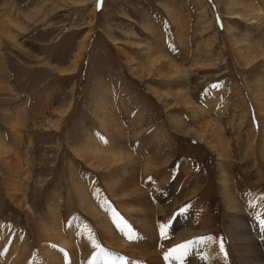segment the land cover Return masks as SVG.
Segmentation results:
<instances>
[{"label":"rangeland","instance_id":"rangeland-1","mask_svg":"<svg viewBox=\"0 0 264 264\" xmlns=\"http://www.w3.org/2000/svg\"><path fill=\"white\" fill-rule=\"evenodd\" d=\"M9 11L16 24H2L9 32L0 35V264H12L20 241L25 256L15 264H45L52 253L48 264H146L108 245L94 222L146 247L145 232L122 212L124 202L144 210L124 194L135 185L153 208L158 264L183 244L182 230L197 232L191 241L215 238L197 247L201 264H237L225 226L252 224L256 239L264 227V167L256 165L264 0H0L1 22ZM191 131L230 151L233 164L223 165L240 214H226L216 156ZM94 147L113 161L107 169L86 164L92 158L82 154ZM15 168L25 199L13 190ZM73 192L97 213L81 210ZM54 225L65 240H49L44 228ZM90 243L94 255L80 256Z\"/></svg>","mask_w":264,"mask_h":264},{"label":"bare ground","instance_id":"bare-ground-1","mask_svg":"<svg viewBox=\"0 0 264 264\" xmlns=\"http://www.w3.org/2000/svg\"><path fill=\"white\" fill-rule=\"evenodd\" d=\"M10 15H11V12L10 11H9V13H5L3 17L4 18L9 17V18L5 19L4 22H1L0 21V35H2V36H8L7 35V32H9V31L4 30V28L2 27V24H16L15 22L12 21V19L10 18ZM188 134L193 139L197 140L198 143H201L204 146H206L208 149H210V151L213 152L214 155L216 156V161H217V164H218L219 180H220L221 186H222V191H221L222 192V198H223V201H224L225 210L227 212L226 214L228 215V217H231V215L233 216V215L240 214L239 213V210H240L239 204L235 200V197H234L235 196L234 195L235 193H233L232 190H231V184H229V176H227L225 174V168H224L225 165H223L224 163H227V162L230 163V164L231 163L233 164V162L231 161L232 159L229 156V152L230 151L226 150L228 152L227 154L220 152L218 150V148L214 145V143H212V139H211V136L212 135H210L208 133L201 134L200 132L191 131ZM221 140H222L221 138H218L217 137L215 143L216 144H220L221 143ZM256 147H257V151H256V153H257L256 154V165L257 166L259 165V166H263L264 167V138L260 141V143L257 144ZM82 155H85V157H87V158H92L91 161H90V164H89V162L86 161V164L90 168L97 167V168H101V169L104 170V169H107L108 168V165L113 162L111 159L105 158V154L98 153V149L96 147L92 148L91 150L85 151ZM149 167H152V166L149 164L147 168H149ZM13 174H14V177H15V179L11 182V183L14 184L13 190L16 193H19L20 194L18 196V199H20V200L21 199H25V196L22 195L21 192L19 191L20 190V185H19L20 176H18V174H19L18 168L13 169ZM158 180H159V178H158ZM125 192H127V193L125 194ZM73 194L75 195V196L73 195L74 202H75V204H78L79 205L78 207L81 210H84L85 209V211L87 213L93 214V215L97 213V211L91 205L84 204L83 201H81V203L78 202L77 197L81 194V192H73ZM124 194H125V196H131V197H133V200H135L136 198L142 199V207H143L142 209H144V210H142L140 212H137L138 209H139L138 206H135L132 203L128 207L127 205H124L126 203V202H124V203H122V209H123L122 212H124L125 215L128 216V217L130 216L131 219H132V221H135L136 223H138L137 225L140 227V229L145 232L144 233V236H145V238H147V237L148 238L145 239L146 240L145 242H144V239L141 242L144 244V245L143 244L142 245L143 246H146V247H142L141 246L140 249H136L134 247L136 249L135 250L134 248H131L130 246H128L124 242L118 241V239H116L114 237L115 235H113L112 233H110V231H108V229H107L108 227H106V225L104 224V222H102V221H100L98 219H95L94 222L97 224L98 228L100 229V232L103 235L104 240H106L105 242L108 245L113 244L114 245V248H116V249H118V250H120L122 252L132 253L136 257L138 256L141 259L143 258V259H145L146 264H158L161 256L159 258L157 256V252H156V254L154 253V250H152V246H151L152 244L150 242V240L152 239L151 236L154 237V235H155L154 229L156 228V225L152 224L151 223V220H149V217L152 216L153 208L151 206H149V204L146 202V200H144L146 196H144L142 190H140V188L137 187L136 185H135V187H132L129 191H124ZM131 202H132V200H131ZM143 204H145V205H143ZM134 208H136V209H134ZM133 212H135V214H136L135 216H133V214H132ZM98 214H101V213L98 212ZM144 219H146V222L143 221ZM228 220H229V218H228ZM228 220H227V222H228ZM193 221H194V219H193ZM190 224H191V222H190ZM187 226H189V225H187ZM226 226H225V231L228 234L227 236L229 238L230 249L232 250V252H233V254H234V256H235V258L237 260V264H264V255H263V252H264V227H259L258 233L256 231V233H257V239H256L254 237L255 234L252 233V231H253V225L252 224H245L244 225L243 222L240 223L239 221L237 223H235L234 220L232 219V220L229 221L228 225H226ZM57 227L54 225L52 227L50 226L49 227L50 229L49 228H44L45 231L47 230V234L49 236V240L50 241L51 240H54V241H58L59 240V242H61V239L62 240H65L63 237L62 238H59V237H61V234L58 237V233L57 232H59V231H58V228ZM163 227H165V226H163ZM174 227H175V225H174ZM121 228L118 231H121ZM176 228L178 229V228H181V227L178 226ZM56 230H57V232H56ZM161 230H162V228H161ZM163 230L161 232H164ZM71 231L74 232L73 230H71ZM157 231L158 230H156V232ZM199 231H200V229H199ZM126 232H127V230H126ZM184 232H185V230H182L179 233H177V237H178L177 238V242H180V243L185 244L188 241H191L192 239H195L197 232H195L193 230H192V232L185 233V234H184ZM145 234L147 235V237H146ZM160 234L157 233V236H159V237L162 238L164 235H160ZM125 236H126V233H125ZM144 236H142V237H144ZM142 237H140V238L142 239ZM90 241H92V240H90ZM22 243H25V245H26V242H24V241L21 242L20 241L19 244L16 243L13 246H11V247H13V250H10V254H9V258L12 259L10 263L15 264V263L19 262L25 256V255H23V251L22 250H24L26 248H24L25 246H23ZM42 246L44 248V245H42ZM66 246H67V244H64V247H66ZM95 246H96V244L90 243V248L87 249V248H85V246L82 247V249H84V250L80 251V253H81L80 256H82L84 258H88V257L92 256V254L94 255L93 249L95 248ZM198 246H199V244H193L192 246L189 247V249L187 251L188 254H189V257L192 256V258H191V260H192L191 263L192 264H201L202 261H203V259H202L203 256L201 255V252H199L196 249V247H198ZM48 249H49V247H48ZM53 250L54 249H51L50 248L49 250H47V249L44 250V252H50V253H52ZM25 251L26 250H24V252ZM99 253H101V252H99ZM13 255H14V257H13ZM15 255H16V257H15ZM48 255H49V253H48ZM52 255H53V253L51 254L50 258H53ZM54 255H55V253H54ZM56 256L58 257V259H56V258H55V260L53 259L55 262H57V260L60 259V256H58V254ZM47 257L49 258V256L46 255L45 258H47ZM168 257H169V255H168ZM48 258H47V260H48ZM17 259H19V261H17ZM40 259H43V261L45 260L44 257L43 258L40 257ZM47 260L44 261L45 264H46ZM88 261H89V258H88ZM169 261H170V263H168V264H172V263L175 264V260L173 258H170L168 260L167 257H164V259H162V262H164L165 264H166V262H169ZM32 262H31V264H33ZM41 262H42V260H41ZM87 262L84 261L83 263L87 264ZM36 263H38V261ZM38 264H40V263H38ZM42 264H43V262H42ZM47 264H48V262H47Z\"/></svg>","mask_w":264,"mask_h":264},{"label":"snow or ice","instance_id":"snow-or-ice-1","mask_svg":"<svg viewBox=\"0 0 264 264\" xmlns=\"http://www.w3.org/2000/svg\"><path fill=\"white\" fill-rule=\"evenodd\" d=\"M101 2V0H98V4ZM105 143H107V141H105ZM181 211H184L183 209ZM129 239H133V237L130 235L129 236ZM215 240L214 237H201L195 241H188L187 243L185 244H182L180 245L177 249H174L172 253H169L170 256H173V258L175 259H182L183 255L187 254V251L189 249L190 246H192L193 244H205V243H209V242H213ZM218 247H219V250L222 254H224V258H225V261H227V253L225 251V248H224V243H223V240H220L218 242ZM174 253H179V255H173ZM95 259H100L101 261H103L105 259V256L102 254L100 257H95ZM114 262H116V264H119L120 261L123 260L122 257H113L112 258Z\"/></svg>","mask_w":264,"mask_h":264}]
</instances>
